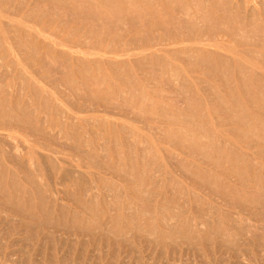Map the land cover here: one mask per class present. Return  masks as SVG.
<instances>
[{
    "label": "rangeland",
    "instance_id": "rangeland-1",
    "mask_svg": "<svg viewBox=\"0 0 264 264\" xmlns=\"http://www.w3.org/2000/svg\"><path fill=\"white\" fill-rule=\"evenodd\" d=\"M55 1L25 0L23 4V0H0V264H264V129L260 126L264 122V17H256V21L250 17L252 2L240 6L222 0H209V4L207 0H79L80 4L78 0ZM177 1L183 6L174 4ZM99 15L107 19L94 18ZM197 17L202 20L195 25L192 21ZM88 18L95 21L91 23ZM203 19H211L206 22L208 27ZM112 20L119 21L111 23ZM137 22L140 27L134 26ZM7 23H11L8 30ZM184 23L186 29L181 27ZM256 25L260 26L258 30ZM191 27L195 29L189 30ZM189 31L196 34L189 35ZM237 31L245 34L235 36ZM201 34L206 40L199 39ZM220 55L225 57L220 59ZM215 58L218 62H214ZM222 61L227 64H219ZM241 62L258 77L248 79L240 74ZM228 79L235 83L231 85ZM233 90L236 93H230ZM242 110L249 114L247 122L255 124L249 128L251 132L248 130L250 136L247 131H239L241 127L247 130V123L233 121L231 116ZM178 113L192 115L195 120L180 118ZM198 118L200 125L206 123L205 127L198 124ZM177 135L181 137L178 140L174 138ZM198 135H204L203 140ZM96 161L105 167L100 168ZM134 175L139 177L130 180ZM137 185L146 187V191ZM127 210H132L135 217ZM41 220L50 224H41ZM168 220L176 223L169 225ZM186 222L192 229L184 227ZM151 227L159 229V234L155 235ZM166 233L173 234L168 237Z\"/></svg>",
    "mask_w": 264,
    "mask_h": 264
},
{
    "label": "bare ground",
    "instance_id": "bare-ground-1",
    "mask_svg": "<svg viewBox=\"0 0 264 264\" xmlns=\"http://www.w3.org/2000/svg\"><path fill=\"white\" fill-rule=\"evenodd\" d=\"M15 1H16V0H15ZM27 1H28V0H27ZM35 1H38V0H35ZM49 1H50V0H49ZM51 1H52V0H51ZM56 1H57V0H56ZM56 1H55V2H56ZM60 1H62V0H60ZM65 1H66V0H65ZM75 1H76V0H75ZM78 1H79V0H78ZM87 1L94 2V0H93V1H91V0H87ZM105 1H106V0H105ZM140 1H143V0H140ZM144 1H145V0H144ZM147 1H148V3H149V0H147ZM152 1L154 2V0H152ZM155 1H156V0H155ZM157 1H158V0H157ZM157 1H156V2H157ZM169 1H170V0H169ZM169 1L167 0V2H169ZM172 1H174V0H172ZM172 1L170 2L171 4H172ZM180 1H181V0H180ZM180 1H177L176 3L174 2V4H177V3L180 4V3H179ZM184 1H185V0H184ZM186 1H187V0H186ZM190 1H191V0H190ZM193 1H195V0H193ZM201 1H202V0H201ZM203 1H204V0H203ZM203 1H202V2H203ZM205 1H206V0H205ZM208 1H209V0H207L206 2H208ZM215 1H216V0H215ZM222 1H227V2H229V3H231V4L234 3V4H236V5H238V4L240 3V6H241V4H243V5L245 6L246 4L248 5L249 2H252V5H253V7H252V9H251L252 12H250V13H252V15H250V17H252V16H253L252 18H254V17H255V18H256V17H259L258 19H260V17H262V16L264 17V0H222ZM23 2H24V3H23ZM23 2H22V3L25 4V0H23ZM31 2H32V1H31ZM31 2H28V4L31 3ZM44 2H45V0H44ZM46 2H47V1H46ZM53 2H54V1H53ZM53 2H52V3H53ZM76 2H77V1H76ZM90 2H89V5H91ZM110 2H111V1H110ZM150 2H151V1H150ZM153 2H152V3H153ZM199 2H200V0L197 1V3H199ZM202 2H201V3H202ZM217 2H218V1H217ZM217 2H216V3H217ZM32 3H33V2H32ZM32 3H31V4H32ZM57 3H58V2H57ZM59 3H62V2H59ZM70 3H71V2H70ZM70 3H68V4H70ZM80 3H81V2L79 1V4H80ZM83 3H85V2H83ZM94 3H95V2H94ZM104 3H105V2H104ZM104 3H103V4H104ZM136 3H137V2H136ZM145 3H146V2H145ZM160 3H161V2H160ZM182 3H184V2H182ZM187 3H188V2H187ZM187 3H185V7H186V4H187ZM194 3H195V2H194ZM201 3H200V5H201ZM211 3H212V2H211ZM223 3H224V2H223ZM79 4H78V5H79ZM99 4H100V2H99ZM128 4H129V3H128ZM153 4H154V3H153ZM168 4H169V3H168ZM171 4H170V5H171ZM174 4H173V6L171 5L172 8L174 7ZM178 4H177V5H178ZM189 4H191V3H189ZM202 4H203V3H202ZM204 4H207V3H204ZM208 4H209V2H208ZM20 5H22V4L20 3ZM83 5L85 6V4H83ZM86 5H87V4H86ZM96 5H97V4H95V6H96ZM110 5H113L112 2H111ZM130 5H131V4H130ZM135 5H136V4H135ZM145 5H146V4H145ZM147 5H148V4H147ZM155 5H156V3H155ZM155 5H153V7H154ZM159 5H160V4H159ZM161 5H162V4H161ZM161 5H160V6H161ZM180 5H181V4H180ZM191 5H193V3H192ZM195 5L198 6L197 4H195ZM195 5H194V6H195ZM247 5H246V6H247ZM62 6H63V5H62ZM65 6H67V5L65 4ZM68 6H69V5H68ZM73 6H74V5H73ZM76 6H77V4H76ZM87 6H88V5H87ZM91 6H92V5H91ZM137 6H138V5H137ZM151 6H152V5H151ZM151 6H148V7L151 8ZM157 6H158V4H157ZM181 6H183V5H181ZM208 6H209V5H208ZM212 6H213V4H212ZM216 6H217V4H216ZM222 6H223V5H222ZM82 7H83V6H82ZM89 7H90V6H89ZM89 7H88V8H89ZM92 7H93V6H92ZM92 7H91V8H92ZM102 7H104V5H103ZM148 7H147L146 9H148ZM177 7H178V6H177ZM179 7H180V6H179ZM187 7H188V6H187ZM202 7H203V6H202ZM204 7H205V6H204ZM206 7H207V6H206ZM235 7H236V6H234V8H235ZM242 7H243V6H242ZM71 8H72V7H71ZM83 8H84V7H83ZM86 8H87V7H86ZM108 8H109V6H108ZM124 8H125V7H123V9H124ZM132 8L134 9V7H132ZM157 8H158V7H157ZM161 8H162V7H161ZM174 8L176 9V5H175ZM183 8H184V7H183ZM183 8H180V9H183ZM189 8H190V11H191V10H192V9H191V6H190ZM192 8H194V7H192ZM199 8H200V7H199ZM199 8H197V10H198ZM208 8H209V7H208ZM208 8H207V9H208ZM220 8H221V6H220ZM232 8H233V7H232ZM236 8H237V7H236ZM35 9H36V8H35ZM80 9H82V8H80ZM92 9H93V8H92ZM97 9H98V7H97ZM97 9H96V11H97ZM105 9H106V8H105ZM109 9H112V8L110 7ZM126 9H127V7H126ZM184 9H185V8H184ZM201 9H202V8H201ZM205 9H206V8H205ZM205 9L203 8L202 10H205ZM230 9H231V7H230ZM243 9H244V8H243ZM243 9H242V10H243ZM245 9H246V7H245ZM8 10H9V9H8ZM24 10H25V9H24ZM26 10H27V9H26ZM33 10H34V8H33ZM82 10H83V9H82ZM89 10H90V9H89ZM113 10H115V9L113 8ZM127 10H129V9H127ZM155 10L157 11L156 8H155ZM158 10H159V9H158ZM160 10H162V9H160ZM185 10H186L187 12H189V9H185ZM219 10H221V9H219ZM236 10L238 11V9H236ZM236 10H235V11H236ZM13 11H14V10H13ZM13 11H12V12H13ZM15 11H16V10H15ZM27 11H28V10H27ZM36 11H37V10H36ZM46 11H47V10H46ZM78 11H80V10H78ZM91 11H92V10H91ZM121 11H122V9H121ZM133 11L135 12V10H133ZM145 11H146V10H145ZM147 11H148V13L150 12L149 10H147ZM164 11H165V9H164ZM164 11H163V12H164ZM172 11H173V9H172ZM177 11H178V10H177ZM183 11H184V10H182V12H183ZM186 11H185V12H186ZM205 11H206V10H205ZM214 11H216V9H215ZM235 11H234V12H235ZM243 11H244V10H243ZM247 11H248V10H247ZM12 12H11V14H13V13L15 14V12H13V13H12ZM25 12H26V11H25ZM30 12H31V11H30ZM39 12H40V11H39ZM39 12H38V13H39ZM41 12H42V11H41ZM73 12H74V11H71L72 14H73ZM76 12H77V11H76ZM84 12H85V11H84ZM88 12H89V11H88ZM93 12H95V10H94ZM106 12H107V11H105V13H106ZM110 12H111V11H110ZM113 12H114V11H113ZM125 12H126V11H125ZM125 12H122V13H125ZM136 12H137V11H136ZM151 12H152V11H151ZM185 12H184V13H185ZM194 12H195V11H193V14H194ZM196 12H197V11H196ZM208 12H209V9H208ZM222 12H223V9H222ZM222 12H221V13H222ZM226 12H227V11H226ZM238 12H239V11H238ZM238 12H237V13H238ZM245 12H246V11H245ZM248 12H249V11H248ZM26 13H27V12H26ZM33 13H34V12H33ZM36 13H37V12H36ZM42 13H43V12H42ZM77 13H78V12H77ZM91 13H92V12H91ZM91 13H89V14L91 15ZM98 13H100V12H98ZM98 13H97V14H98ZM111 13H112V12H111ZM117 13L120 14V12H117ZM122 13H121V14H122ZM128 13H129V12H127L126 14H124V15H125V16H124L125 18L127 17V14H128ZM140 13H141V12H140ZM146 13H147V12H146ZM154 13H155V11H154ZM200 13H201V11H200ZM209 13H210V12H209ZM239 13H240V12H239ZM241 13H242V12H241ZM241 13H240V14H241ZM8 14H9V13H8ZM11 14H10V15H11ZM27 14H28V13H27ZM39 14H40V13H39ZM95 14H96V13H95ZM100 14H101V13H100ZM113 14H116V13L114 12ZM121 14H120V15H121ZM143 14H145V12H144ZM149 14H150V13H149ZM162 14H163V13H162ZM178 14H179V13H178ZM178 14H177V15H178ZM204 14H205V13H204ZM204 14H202V15H204ZM211 14H212V12H211ZM216 14H217V13H216ZM43 15H44V13H43ZM45 15H46V13H45ZM79 15H80V14H79ZM92 15H93V14H92ZM106 15H107V13H106ZM106 15H105V18H104V19H102V16H101V15H99V16H95L94 18L99 17L100 20L102 19V21H104L105 19H107V18H106V17H107ZM109 15H110V14H109ZM111 15H112V14H111ZM116 15H117V14H116ZM116 15H115V16H116ZM128 15H129V14H128ZM139 15H141V14H139ZM145 15H146V14H145ZM155 15H156V14H155ZM165 15H168V14H164V15H162V16L165 17ZM190 15H191V14H190ZM218 15H219V13H218ZM29 16H34V15H29ZM83 16H84V15H83ZM85 16H87V15L85 14ZM147 16H148V14H147ZM171 16H172V15H171ZM171 16H170V19H171V18L173 19V17H171ZM175 16H176V15H175ZM191 16H192V15H191ZM193 16H195V15H193ZM206 16H207V15L205 14V17H206ZM230 16H231V15H230ZM230 16L228 17V12H227V17H228V19L231 18ZM232 16H233V15H232ZM9 17H10V16H9ZM21 17H22V16H21ZM40 17H41V16H40ZM111 17H112V16H111ZM111 17L109 16V19H110ZM113 17H114V16H113ZM121 17H122V16H121ZM124 17H123V18H124ZM135 17H136V16H135ZM142 17H143V16H142ZM148 17H149V16H148ZM148 17H147V18H148ZM151 17H152V16H151ZM156 17H157V16H156ZM164 17H163V19H164ZM176 17H177V16H176ZM185 17H186V16H185ZM188 17H189V13H188ZM198 17H200V16H198ZM198 17H197V18H194V20L192 21V22L195 23V25H196V24H200L199 21L202 20V19H200V18H202V17H200V18H198ZM205 17H203V18H205ZM213 17H214V16H213ZM250 17H249V18H250ZM22 18H23V17H22ZM89 18H91V17H89ZM89 18H88V19H89ZM117 18H118V17H117ZM117 18H116V19H117ZM131 18H132V16H131ZM147 18H146V19H147ZM154 18H155V17H154ZM166 18L168 19L169 17L166 16ZM174 18H175V17H174ZM177 18H178V17H177ZM177 18H176V19H177ZM206 18L209 19L208 16H207ZM216 18L218 19V17H216ZM216 18H215V20H216ZM235 18H236V17H235ZM10 19H11V18H10ZM24 19H25V18H24ZM29 19H30V18H29ZM91 19H92V18H91ZM91 19H89L90 22L92 21ZM111 19H112V18H111ZM118 19H119V18H118ZM127 19H128V18H127ZM127 19H126V20H127ZM133 19H134V18H133ZM148 19H151V18L149 17ZM155 19H156V18H155ZM160 19H161V18H160ZM176 19H174V20H176ZM181 19H182V18H181ZM191 19H192V18H191ZM211 19H212V18H211ZM211 19H210L209 21H211ZM244 19H245V18H244ZM4 20H5V17H4ZM4 20H3V21H4ZM7 20H8V19H7ZM11 20H12V19H11ZM30 20H31V19H30ZM30 20H29V21H30ZM113 20H114V19H113ZM113 20L110 21V22L113 23V22H114ZM119 20H120V19H119ZM119 20H118V21H119ZM126 20L124 19V21H126ZM152 20H153V19H151V21H152ZM178 20H179V19H178ZM186 20H187V18H186ZM232 20H234V19H232ZM251 20H252V19H251ZM254 20L256 21L257 18L254 19ZM254 20H253V22H255ZM262 20H263V19H262ZM94 21H95V20H93L92 22H94ZM116 21H117V20H116ZM116 21H115V22H116ZM118 21H117V23H118ZM127 21H129V19H128ZM133 21H134L133 23L136 24L135 19H134ZM136 21H139V19L136 20ZM143 21H144V20H143ZM143 21H140V22H143ZM146 21H147V20H146ZM149 21H150V20H149ZM156 21H157V20H156ZM168 21H169V19H168ZM171 21H173V20H171ZM184 21H185V18H184ZM203 21H204V24H206V22H209L208 20L205 21L204 19H203ZM235 21H236V20H235ZM244 21H245V20H244ZM25 22H26V21H25ZM92 22H91V23H92ZM96 22H97V21H96ZM115 22H114V23H115ZM122 22H123V21H122ZM122 22H121V23H122ZM157 22H158V21H157ZM160 22H161V20H160ZM160 22H159L158 24H157V23H155V24L160 25ZM177 22H178V21H177ZM186 22H189V21H186ZM192 22L190 23L191 25H192ZM222 22H223V21H222ZM121 23H119L118 26H119ZM137 23H138V22H137ZM145 23H147V22H145ZM153 23H154V22H153ZM161 23H162V22H161ZM168 23H169V22H168ZM181 23H182V22H181ZM201 23H202V22H201ZM234 23L236 24V22H234ZM238 23H239V21H238ZM10 24H11V23H10ZM10 24H9V25H8V23L6 24V27H5V28H6L7 30H8L7 26H9V28H10ZM124 24H125V23H123L122 25H124ZM135 24H134V26H139V23H138V25H135ZM148 24H150V23H148ZM162 24H163V23H162ZM202 24H203V23H202ZM213 24H215V23H212V25H213ZM218 24H219V23H218ZM231 24H232V23H231V20H230V25H231ZM12 25H13V24H12ZM180 25H181V24H180ZM186 25H188V23H187ZM191 25H190V26H191ZM206 25H207V24H206ZM209 25H210V24H209ZM212 25H210V26H212ZM215 25H216V24H215ZM230 25H229L227 28H230ZM238 25H239V24H238ZM242 25H243V24H242ZM247 25H248V24H247ZM2 26H3V25H2ZM2 26H1V28H2ZM15 26H16V25H15ZM114 26H116V24H115ZM125 26H126V25H125ZM132 26H133V25H132ZM134 26H133V27H134ZM144 26H145V25H144ZM183 26H185V23H184V25L182 24L181 27H183ZM190 26H189V27H190ZM220 26H221V25H220ZM231 26H234V24H232ZM121 27H123V26H121ZM129 27H130V26H129ZM139 27H140V26H139ZM139 27H138V29H139ZM203 27H205V28L207 29L208 25H207V27H206V26H203ZM239 27H241V26H239ZM242 27H244V25H243ZM88 28H89V27H88ZM114 28H117V26L114 27ZM123 28H124V27H123ZM136 28H137V27H136ZM192 28H193V27H191L190 29L188 28V29H189V30H192ZM209 28H210V27H209ZM214 28H216V27H214ZM214 28H213V30H214ZM249 28L252 29L251 25H250ZM254 28H255V30H258V29L260 28V26H259V25H256V27H254ZM121 29H122V28H121ZM140 29H141V28H140ZM142 29H143V27H142ZM176 29H177V28H176ZM181 29H183V28H181ZM184 29H186V26H185ZM193 29H195V28H193ZM197 29H199L198 26H197ZM201 29H202V28H201ZM206 29H205V30H206ZM210 29H212V28H210ZM216 29H217V28H216ZM222 29H223V28H222ZM222 29H221V31H222V33H224L225 31H224V29H223V30H222ZM225 29H226V28H225ZM231 29H232V28H230V30H231ZM238 29H240V28H238ZM262 29L264 30V28H262ZM262 29H261V30H262ZM118 30H119V29H118ZM178 30H179V28H178ZM202 30H204V29H202ZM205 30H204V31H205ZM213 30H212V31H213ZM219 30H220V29H219ZM240 30H241V29H240ZM4 31H5V30H4ZM82 31H83V30H82ZM94 31H95V30H94ZM111 31H113V29H111ZM121 31H122V30H121ZM186 31H187V30H186ZM198 31H199V30H198ZM198 31H196V32H197L196 40H198L197 36H199ZM209 31H210V30H209ZM214 31L216 32V30H214ZM223 31H224V32H223ZM227 31H228V30H226V32H227ZM243 31H245V30H243ZM243 31H242V32H243ZM259 31H260V30H259ZM259 31H258V32H259ZM6 32H8V31H6ZM92 32H93V31H92ZM105 32H106V31H105ZM189 32H190V31H189ZM189 32H187V33H189ZM191 32H192V33H193V32L195 33V31H191ZM191 32L189 33V35L192 34ZM200 32L202 33L203 31H200ZM210 32H211V31H210ZM251 32H252V31H250V33H251ZM254 32H256V31H254ZM262 32H263V31H262ZM184 33H185V32H184ZM187 33H185V34H187ZM203 33H204V34H205V33L207 34L208 32L205 31V32H203ZM213 33H214V32H213ZM228 33H229V32H228ZM232 33H233V32H232ZM239 33H241V31H240V32L237 31V33H235L234 35H235V36H238ZM243 33H244V32H243ZM243 33H241V34H243ZM182 34H183V33H182ZM185 34H184V35H185ZM195 34H196V33H195ZM241 34H240V36H243V35H241ZM244 34H245V33H244ZM247 34H248V33H247ZM254 34H255V36H256L257 33H254ZM258 34H260V32H259ZM207 35H208V34H207ZM207 35H206V36H207ZM215 35H216V34H215ZM215 35H214V36H215ZM229 35H230V33H229ZM186 36H187V35H186ZM204 36H205V35H204ZM212 36H213V35H212ZM212 36H211V33H210V37H212ZM231 36H233V35H231ZM240 36H239V37H240ZM250 36H251V35H250ZM178 37H179V36H178ZM193 37H194V36H193ZM201 37H202V34H201V36H200V38H199V39L202 40L204 37H203V38H201ZM208 37H209V35H208ZM215 37H216V36H215ZM215 37H214V38H215ZM233 37H234V36H233ZM233 37H232V38H233ZM243 37H245V36H243ZM243 37H242V38H243ZM247 37H249V35H248ZM167 38H171V37H167ZM205 38H206V37H205ZM205 38H204V39H205ZM212 38H213V37H212ZM212 38H211V39H212ZM234 38H236V37H234ZM234 38H233V39H234ZM245 38H246V37H245ZM134 39H135V38H134ZM137 39H138V38H137ZM189 39H190V38H189ZM189 39H187V40H189ZM193 39H194V38H192L191 40H192L193 42H195L196 40L194 41ZM207 39H208V38H207ZM247 39H248V38H247ZM139 40H140V39H139ZM187 40H186V41H187ZM191 40H190V41H191ZM205 40H206V39H205ZM205 40H203V42H204ZM213 40H214V39H213ZM235 40H236V39H235ZM239 40H240V39H239ZM239 40H238V41H239ZM248 40H250V39H248ZM252 40H253V39H252ZM254 40H255V39H254ZM80 41H81V39H80ZM80 41L78 40V42H80ZM171 41H172V40H171ZM175 41H176V40H175ZM210 41H211V40H210ZM214 41H215V40H214ZM110 42H111V41H110ZM110 42H109V43H110ZM134 42H135V41H134ZM137 42H138V41H137ZM137 42H136V43H137ZM139 42H141V41H139ZM147 42L149 43V41H147ZM147 42H146V43H147ZM157 42H158V41H157ZM184 42H185V41H184ZM193 42H191V43H193ZM196 42H197V41H196ZM203 42H202V43H203ZM206 42H207V41H206ZM242 42H243V41H241V45H243V44L246 45V44L244 43L245 41L243 42V44H242ZM258 42H260V41H258ZM142 43H144V42H142ZM148 43H147V44H148ZM151 43H152V41H151ZM164 43H165V41H164ZM168 43H169V41H168ZM198 43H199V42H198ZM253 43H254V42H253ZM253 43H252V44H253ZM263 43H264V42H263ZM81 44H82V43H81ZM81 44H80V45H81ZM153 44H155V43H153ZM153 44H152V45H153ZM183 44H184V43H183ZM204 44H205V43H204ZM239 44H240V42H239ZM80 45H79V46H80ZM148 45H149V44H148ZM158 45H159V44H158ZM202 45H203V44H201V46H202ZM249 45H250V44H249ZM257 45H258V47H261V46H259V44H257ZM138 46H139V44H138ZM185 46H186V45H185ZM204 46H205V45H204ZM139 47H140V46H139ZM139 47H138V49H139ZM186 47H187V46H186ZM191 47H192V46H191ZM210 47H211V46H210ZM192 48H193V47H192ZM152 49H155V48H152ZM184 49H185V48H184ZM187 49H189V48H187ZM187 49H185V50H187ZM199 49H200V48H199ZM199 49H198V50H199ZM155 50H156V49H155ZM155 50H154V51H155ZM157 50H159V49H157ZM157 50H156V51H157ZM191 50H192V49H191ZM195 50L197 51V49H195ZM195 50H194V51H195ZM207 50H208V49H207ZM259 50H260V49H259ZM174 52H175V51H174ZM189 52H190V51H189ZM185 53H186V52H185ZM192 53H193V51H192ZM201 53H202V52H201ZM201 53H200V55H201L200 58L202 57V54H201ZM249 53H250V52H249ZM249 53H247V54H249ZM256 53H257V52H256ZM189 54H191V52H190ZM193 54H195V53H193ZM193 54H192V55H193ZM207 54L209 55V53H207ZM217 54H218V53H217ZM222 54H223V53H222ZM258 54H259V51H258ZM156 55H157V54H155V56H156ZM259 55H260V54H259ZM195 56H196V55H195ZM209 56H211V55H209ZM220 56H221V55H220ZM233 56H234V55H233ZM260 56H261V55H260ZM76 57H78V56H76ZM139 57H140V56H139ZM149 57H150V55H149ZM191 57H192V56H191ZM193 57H194V56H193ZM204 57H205V55H204ZM206 57H207V56H206ZM206 57H205V58H206ZM222 57H225V56H221L220 59H221ZM195 58H196V57H195ZM195 58H194V59H195ZM208 58H211V57H208ZM208 58H207V60H206L207 62H208ZM212 58H213V57H212ZM212 58H211V59H212ZM227 58H229V57L227 56ZM227 58H226V59L223 58V59H225L226 62H227ZM234 58H235V57H234ZM133 59H134V58H133ZM135 59H136V58H135ZM196 59H197V60H195V61H196V63H197V61L200 60V59H198V58H196ZM218 59H219V58H218ZM223 59H222V60H223ZM259 59H260V57L256 58V60H258V61H259ZM262 59H263V58H262ZM145 60H146V59H144L143 61H145ZM149 60H150V59H149ZM212 60H213V59H212ZM228 60H229V59H228ZM250 60H251V59H250ZM250 60H249V62H250ZM253 60H254V62H256L255 58H254ZM111 61H112V60H111ZM135 61H138V60H135ZM146 61H147V60H146ZM209 61L211 62V60H209ZM215 61H217L216 58L214 59V62H215ZM229 61H230V60H229ZM237 61H238V60H236V62H237ZM108 62H110V60H109ZM198 62H199V61H198ZM207 62H206V64H207ZM210 62H209V65H211V63H212V62H211V63H210ZM217 62H218V61H217ZM223 62H224V64L226 63L225 61H222V62H220L219 64H221V63H223ZM238 62H239V61H238ZM259 62H260V61H259ZM261 62H264V61L261 60ZM227 63L229 64L230 62H227ZM227 63H226V64H227ZM206 64H205V65H206ZM213 64H214V63H213ZM215 64H216V63H215ZM226 64H225V65H226ZM235 64H236V63H235ZM237 64H238V63H237ZM246 64H247V63H246ZM252 64H253V63H252ZM263 64H264V63H263ZM216 65H217V64H216ZM216 65H214V66H216ZM221 65H222V64H221ZM225 65H224V67H225ZM253 65H254V64H253ZM255 65H257V64H255ZM261 65H262V63H261ZM217 66L219 67V65H217ZM231 66H232V65H231ZM231 66H227V67H230V68H231ZM232 67H234V66H232ZM262 67H264V66H262ZM231 69H234V68H231ZM250 69H251V68H250ZM250 69H249L247 66H245L244 64H242V62L239 63L238 70H239V73H240V74L246 76L248 79H249V78H253V76H254V77H258L257 74H255V72L253 73ZM252 69H253V68H252ZM212 70H213V69H212ZM218 70H219V72H221L220 69H218ZM218 70H217V71H218ZM210 71H211V70H210ZM217 71H216V73H218ZM229 71H230V70H229ZM254 71H255V70H254ZM213 72H214V70H213ZM256 72H257V71H256ZM216 73H215V77H216V75H217ZM232 73H233V71H232ZM235 73H236V72H235ZM239 73H237V75H238ZM261 73L263 74V72H261ZM88 74H89V73H88ZM209 74H211V73L209 72ZM220 74H221V73H220ZM222 74H223V73H222ZM225 74H226V73H225ZM89 75H90V74H89ZM89 75H87V76H89ZM211 75H213V73H212ZM211 75H210V76H211ZM230 75H231V74H230ZM232 75H233V74H232ZM225 76H226V78H227V77H228V74H226ZM225 76H224V77H225ZM235 76H236V75H235ZM217 77H218V76H217ZM230 78H231V77H230ZM232 78H234V76H233ZM232 78H231V79H232ZM238 78H239V75H238ZM238 78H237V79H238ZM260 78H261V77H260ZM26 79H27V78H26ZM217 79H218V78H217ZM224 79H225V78H224ZM231 79H228V80L230 81V83H232V82H231ZM261 80H262V79H260V80L258 79V81H261ZM239 81H241V80H239ZM258 81H257V83H259ZM227 82H228V81H226V83H227ZM255 82H256V81H255ZM222 83H223V82H222ZM234 83H235V80H234ZM234 83H232L231 85H233ZM238 83H239V82H238ZM261 83H264V81L262 80ZM22 84H23V83H22ZM223 84H224V83H223ZM259 84H260V83H259ZM241 85H242V84H241ZM260 85H261V84H260ZM229 86H230V84H229ZM237 86L239 87V84H237ZM262 86H263L262 88H264V85H262ZM240 87H241V86H240ZM251 87H252V86H251ZM10 88H11V87H10ZM83 88H84V87H83ZM228 88H230V87H228ZM259 88H260V86H259ZM259 88H258V89H259ZM230 89H231V88H230ZM238 89H240V88H238ZM10 90H12V88H11ZM10 90H9V91H10ZM217 90H218V89H217ZM242 90H243V89L241 88V90H239V91H242ZM244 90H245V89H244ZM259 90H260V89H259ZM259 90H257V91L259 92ZM210 91H211V93H213L212 91H214V90H209V92H210ZM215 91H216V90H215ZM219 91H220V90H219ZM223 91H224V90H223ZM10 92H11V91H10ZM22 92H23V91H22ZM118 92H119V91H118ZM221 92H222V91H221ZM224 92H225V91H224ZM234 92L236 93V91H234V90H233V92H230V93H234ZM237 92H238V91H237ZM258 92H257V93H258ZM38 93H40V92H38ZM214 93H215V92H214ZM214 93H213V94H214ZM222 93H223V92H222ZM241 93H243V92H241ZM244 93H245V92H244ZM263 93H264V92H263ZM114 94H116V93H114ZM218 94H219V93H218ZM261 94H262V93H261ZM36 95H37V94H36ZM123 95H125V93H123ZM144 95H147V94H144ZM215 95H216V94H215ZM220 95H221V94H220ZM230 95H231V94H230ZM237 95H238V94H237ZM241 95H242V94H240V96H241ZM246 95H247V93L245 94V97H246ZM259 95H260V93H259ZM263 95H264V94H262V96H263ZM114 96H115V95H114ZM216 96H217V95H216ZM216 96H215V97H216ZM257 96H258V94H257ZM260 96H261V95H260ZM143 97H145V96H143ZM238 97H239V96H238ZM140 98H141V96H140ZM236 98H237V96H236ZM263 98H264V96H263ZM110 99H111V98H110ZM141 99L143 100L144 98H141ZM147 99H148V98H147ZM151 99H152V98H151ZM190 99H191V98H190ZM217 99H218V98H217ZM217 99H216V100H217ZM225 99H226V98H225ZM231 99H232V100H231V101H232L231 104H233V100H234V98H231ZM258 99H259V98H258ZM260 99H261V97H260ZM111 100H112V99H111ZM111 100H110V101H111ZM121 100H122V99H121ZM121 100H120V102H121ZM124 100H125V99H124ZM126 100H128V99H126ZM244 100H245V99H244ZM145 101H146V99L144 100V102H145ZM152 101H153V100H152ZM218 101H220V100L218 99ZM231 101H230V102H231ZM238 101H239V100H238ZM247 101H248V100H247ZM249 101H250V100H249ZM253 101H255V100L253 99ZM261 101H263V99H262ZM261 101H260V102H261ZM124 102H125V101H124ZM220 102H221V101H220ZM227 102H229V101H227ZM236 102H237V101H236ZM257 102L259 103V101H257ZM263 102H264V101H263ZM112 103H113V102H112ZM125 103H126V102H125ZM149 103H150V102H149ZM152 103H153V102H152ZM162 103H163V102H162ZM110 104H111V103H109V105H110ZM114 104H115V103H114ZM116 104H117V103H116ZM120 104H121V103H120ZM153 104H154V103H153ZM163 104H164V103H163ZM254 104H255V103H254ZM111 105H112V104H111ZM151 105H152V104H151ZM154 105H155V104H154ZM160 105H161V104H160ZM222 105H224V104L222 103ZM234 105H235V104H234ZM236 105H237V104H236ZM255 105L257 106L258 104L256 103ZM259 105H260V104H259ZM145 106H146V105H145ZM145 106H144V107H145ZM152 106H153V105H152ZM163 106H164V105H163ZM260 106L263 107L262 104H261ZM236 107H237V106H236ZM258 107H259V106H258ZM1 108H2V107H1ZM162 108H163V107H162ZM166 108H167V106H166ZM221 108H222V106L220 107V109H221ZM223 108H224V107H223ZM253 108H254V107H253ZM160 109H161V108H160ZM168 109H169V108H168ZM226 109H227V107H226ZM226 109H225V110H226ZM230 109H231V107H229V110H230ZM261 109H262V108H261ZM261 109H260V110H261ZM6 110L8 111V109H6ZM6 110H5V111H6ZM161 110H162V109H161ZM217 110H218V109H217ZM232 110H233V109H232ZM254 110H255V108H254ZM257 110H258V109H257ZM257 110H256V111H257ZM260 110H259V111H260ZM167 111H168V110H167ZM220 111H221V110H220ZM226 111L228 112V110H226ZM237 111H238V110H237ZM259 111H258V112H259ZM263 111H264V110H263ZM155 112H156V111H155ZM179 112H180V111H179ZM258 112H257V113H258ZM66 113H67V112H66ZM160 113H162V111H161ZM259 113H260V112H259ZM259 113H258V114H259ZM4 114H5V113H4ZM7 114H8V113H7ZM163 114H164V113H163ZM178 114H179V113H178ZM181 114H182V113H180L179 115H181ZM190 114H191V112H190ZM224 114H225V112H224ZM227 114H228V113H227ZM227 114H226V115H227ZM13 115H14V114H12V116H13ZM24 115H26V113H25ZM67 115H69V114L67 113ZM175 115H176V114H175ZM228 115H229V114H228ZM228 115H227V117H231V116L233 117V116H234L233 121H237V119H239V120H241V121H244V123H247V125L249 126V127L247 128V130H246V129H243V130H244V131H243V130H242V127H241V130L239 129V131L242 132V134H243V132H244V134H246V133H245L246 131H247V133H248V130H250L249 128L251 127V125H255V124H252V123H251V120H250V123L247 122V118L249 117V114L245 113L243 110H242L241 112H236V111H234V114H233V115H231V116H228ZM263 115H264V113H263ZM17 116H19V115H17ZM172 116L174 117V113H172ZM172 116L170 115L171 118H172ZM182 116L184 117V115H181L180 118H181ZM188 116H190V117H189L188 119H186ZM188 116H185L186 118L184 117L185 120H191V121H194V120H195V118H194V120L191 119V117L193 118L194 116H192V115H188ZM260 116H262V113H261ZM9 117H10V116H9ZM19 117H20V116H19ZM66 117H67V116H66ZM71 117H72V116H71ZM176 117L178 118L179 116L176 115ZM225 117H226V116H225ZM235 117H236V119H235ZM251 117L255 119V117H253L252 115H251ZM263 117H264V116H263ZM213 118H214V117H213ZM73 119H74V117H73ZM175 119H176V118H175ZM182 119H183V118H182ZM248 119H249V118H248ZM68 120H69V119H68ZM183 120H184V119H183ZM200 120H203V119L200 118ZM212 120H213V119H212ZM245 120H246V121H245ZM10 121H11V120H10ZM69 121H70V120H69ZM95 121H96V120H95ZM191 121H190V123H189L188 121H184V122H186V123L188 122L187 125H189V124H192ZM227 121H228V120H227ZM233 121H232V122H233ZM259 121H260V120H259ZM259 121H258V122H259ZM97 122H98V121H97ZM175 122H176V121H175ZM203 122H204V121H203ZM237 122H238V121H237ZM253 122H254V121H253ZM255 122H256V121H255ZM258 122H257V123H258ZM28 123H29V122H28ZM199 123H201V122H199V118H198V124H199ZM238 123H239V122H238ZM263 123H264V122H262V124H263ZM193 124H197V122H196V123L193 122ZM204 124L206 125V123H204ZM204 124H202V125H204ZM242 124H243V123H242ZM242 124H241V125H242ZM262 124H261L260 126H262L263 129H264V126H263ZM199 125H200V124H199ZM202 125H200V126H202ZM205 125H204V127H205ZM245 125H246V124H245ZM245 125H244V126H245ZM247 125H246V127H247ZM256 125H257V124H256ZM242 126H243V125H242ZM244 126H243V127H244ZM260 126H259V128H260ZM202 127H203V126H202ZM262 127H261V128H262ZM206 128H207V127H206ZM244 128H245V127H244ZM253 128H254V127H253ZM198 129H199V131H200V129H202L201 132H203V128H200V127H199ZM234 129H235V128H234ZM181 130H182V129H180V131H181ZM205 130H206V129H205ZM205 130H204V132L207 133L208 129H207V131H205ZM236 130H238V129L236 128ZM236 130H234V131L236 132ZM256 130H257V129H256ZM256 130H255V131H256ZM239 131H237V132H239ZM257 131H258V130H257ZM259 131H260V132L262 131V133H263V130H259ZM184 132H185V131H184ZM208 132H209V131H208ZM250 132H251V130H250ZM250 132L248 133L249 136H250ZM253 132H254V131H253ZM173 133H175V132H173ZM185 133H186V132H185ZM255 133H256V132H255ZM255 133H254L253 135L257 136L256 134H258V132H257L256 134H255ZM186 134H187V133H186ZM202 134H203V133H202ZM202 134H200V135H202ZM242 134L240 133V135H242ZM248 134H247V136H248ZM260 134H261V133H260ZM174 135H175V134H174ZM187 135H189V133H188ZM251 135H252V134H251ZM262 135H263V134H262ZM203 136H204V135H203ZM203 136H199V135H198V137L202 138L201 140H203ZM209 136H210V135H209ZM242 136H243V135H242ZM245 136H246V135H245ZM245 136H244V137H245ZM260 136H261V135H260ZM175 137H176L177 140H178L179 138H181V137H178V135H177V136H174V138H175ZM198 137H197V138H198ZM210 137H211V136H210ZM172 138H173V137H172ZM190 138L193 139L192 136H191ZM194 138H195V136H194ZM200 138H199V139H200ZM207 138H208V137H207ZM246 138H247V137H246ZM250 138H251V137H250ZM216 139H217V138H216ZM247 139H248V138H247ZM196 140H197V139H196ZM209 140H210V139H209ZM249 140L251 141L252 139H249ZM259 140H260V139H259ZM263 140H264V139H263ZM179 141H180V140H179ZM183 141H184V140H183ZM190 141L192 142V140H190ZM198 141H199V140H198ZM226 141H227V139H226ZM228 141H229V140H228ZM228 141H227V142H228ZM174 142H175V141H174ZM214 142H215V141H214ZM177 143H178V142H177ZM208 143H209V141H208ZM212 143H213V142H212ZM223 143H224V142H223ZM179 144H180V143H179ZM185 144H186V143H185ZM193 144H195V143H193ZM197 144H198V143H197ZM201 144H203V143H201ZM227 144H229V142H228ZM230 144H231V143H230ZM204 145H205V144H204ZM204 145H203V146H204ZM209 145H210V144H209ZM209 145H208V146H209ZM224 145H225V144H224ZM196 146H197V148H198V145H196ZM230 146H232V145H230ZM151 147H152V146H151ZM227 147H228V146H227ZM188 148H189V147H188ZM201 148H202V146H201ZM192 149H193V148H192ZM11 151H12V150H11ZM77 151H78V150H77ZM81 152H82V151H81ZM197 152H198V151H197ZM199 152H200V151H199ZM203 152L205 153V151L202 150V153H203ZM207 153H208V152H206L205 154L208 155L209 153H208V154H207ZM12 154H13V153H12ZM200 154H201V153H200ZM78 155H79V154H78ZM98 155H99V154H98ZM105 155H106V154H105ZM105 155H104V156H105ZM106 156H107V155H106ZM209 156H210V154H209ZM95 157H97V155H96ZM82 158H83V157H82ZM104 158H105V157H104ZM84 159H85V158H84ZM84 159H83V160H84ZM88 159H89V158H88ZM237 159H238V158H237ZM91 160H92V159H91ZM55 161H56V160H55ZM65 161H66V160H65ZM89 161H90V160H89ZM235 161H236V160H235ZM67 162H68V161H67ZM72 162H73V161H72ZM94 162H95V161H94ZM75 163H76V162H75ZM91 163H92V161H91ZM91 163H90V164H91ZM96 163H100V164H98L99 166L101 165V162H97V161H96ZM96 163H94V165H95ZM87 164H88V163H87ZM92 164H93V163H92ZM92 164H91V165H92ZM98 165H96V166H98ZM104 165H105V164H104ZM104 165H103V166H100V168L105 167ZM158 165H160V164H158ZM34 166H35V165H34ZM79 166H80V165H79ZM86 166H87V165H86ZM113 166H114V165H113ZM93 167H95V166H93ZM132 167H133V166H131V168H132ZM159 167H160V166H159ZM159 167H157V168H159ZM98 168H99V167H98ZM109 168H110V167L107 168V166H106V169H109ZM112 168H113V167H112ZM131 168H130V169H131ZM163 168H164V167H163ZM27 169H28V168H27ZM113 169L116 171L115 168H113ZM159 169H160V168H159ZM109 170H110V169H109ZM156 170H157V169H156ZM115 171H114V172H115ZM129 171H130V170H129ZM131 171H132V170H131ZM131 171H130V174H131ZM198 171H199V170H198ZM108 172H109V171H108ZM126 172H127V171H126ZM126 172H125V174H126ZM157 172H158V171H157ZM199 172H201V171H199ZM122 173H123V170H122ZM158 173H159V172H158ZM206 173H207V172H206ZM120 174H121V172H120ZM127 174H128V173H127ZM76 175H78V174H76ZM123 175H124V174H123ZM128 175H129V174H128ZM131 175H132V174H131ZM166 175H167V174H166ZM200 175H201V174H200ZM134 176H135V175H134ZM170 176H171V175H170ZM202 176H203V175H202ZM210 176H211V175H210ZM127 177H128V176H127ZM129 177H130V175H129ZM132 177H133V175H132ZM137 177H139V176H135L134 178H131V179L129 178V179H130V180H133V179L135 180V179H137ZM153 177H154V176H153ZM165 177H166V176H165ZM200 177H201V176H200ZM200 177H199V178H200ZM166 178H167V177H166ZM168 178H169V177H168ZM2 180H3V179H2ZM2 180H0V182H1ZM125 180H126V179H125ZM163 180H165V178H164ZM166 180H167V179H166ZM200 180L202 181V179H200ZM219 181H221V180H219ZM244 181H245V180H244ZM2 182H3V181H2ZM156 182H157V181H156ZM156 182H154V183L158 185V183H156ZM161 182H162V181H161ZM161 182H159V184H160ZM165 182H167V181H165ZM202 182H204V181H202ZM92 183H93V182H92ZM162 183H163V182H162ZM162 183H161V184H162ZM1 184H2V183H1ZM15 184H16V183H15ZM124 184H125V183H124ZM165 184H166V183H164V185H165ZM173 184H174V183H173ZM2 185H3V184H2ZM141 185H142V184H141ZM141 185H137V186H140L139 189H141V188L143 187V188H144V191H146V189H145L146 187H144V186L141 187ZM153 185H154V184H153ZM92 186H93V185H92ZM121 186H122V185H121ZM134 186H135V185H134ZM134 186H133V187H134ZM154 186H155V185H154ZM0 187H2V186H0ZM95 187H96V186L94 185V188H95ZM123 187H125V185H123ZM130 187H131V186H130ZM130 187H128V188H130ZM133 187H132V188H133ZM159 187H160V185H159ZM159 187H157V188H159ZM92 188H93V187H92ZM96 188H97V187H96ZM134 188H135V187H134ZM162 188H163V186H162ZM162 188H161V189H162ZM165 188H166V187H165ZM2 189H3V188H2ZM16 189H17V188H16ZM88 189H89V188H88ZM124 189H125V188H124ZM147 189H148V188H147ZM0 190H1V188H0ZM42 190H43V189H42ZM86 190H87V189H86ZM125 190H126V189H125ZM137 190H138V189H136V191H137ZM157 190H158V189H157ZM16 191H18V190H16ZM88 191H89V190H88ZM86 192H87V191H86ZM90 192H91V191H90ZM92 192H93V191H92ZM126 192H127V191H126ZM137 192H138V191H137ZM155 192H156V191H155ZM161 192H162V191H161ZM22 193H23V192H22ZM94 193H95V192H94ZM97 193H98V192H97ZM139 193H140V192H139ZM91 194H92V193H91ZM98 194H99V193H98ZM126 194H127V193H126ZM157 194H158V193H157ZM3 195H4L3 197H5L6 194H3ZM158 195H159V194H158ZM158 195H157V196H158ZM161 195H163V193H161ZM89 196H91V195H89ZM218 196H219V195H218ZM41 198H43V197L41 196ZM97 198H98V195H97ZM6 199H7V198H6ZM92 199H93V198H92ZM94 199H95V198H94ZM117 199H118V198H117ZM133 199H134V198H133ZM148 199H149V198H148ZM95 200H96V199H95ZM89 201H90L89 204L91 205V200L89 199ZM93 201H94V200H93ZM121 201H122V200H121ZM160 201H161V200H160ZM252 201H253V200H252ZM16 202H17V201H16ZM84 202H85V201H84ZM115 202H116V201H115ZM184 202H185V201H184ZM246 202H247V201H246ZM253 202H254V201H253ZM8 203H9V202H8ZM14 203H15V202H14ZM87 203H88V202H87ZM93 203H94V202H93ZM254 203H256V202H254ZM258 203H259V202H258ZM16 204H17V203H16ZM89 204H86L87 206H85V207H89ZM94 204H97V203H94ZM249 204H252V203L249 202ZM17 205H18V204H17ZM17 205H16V206H17ZM83 205H84V204H83ZM92 205H93V204H92ZM92 205H91L90 207H92ZM109 205H110V204H109ZM157 205H158V204H157ZM16 206H13V207H16ZM18 206H19V205H18ZM110 206H112V205H110ZM122 206H123V205H122ZM19 207H20V206H19ZM112 207H113V206H112ZM119 207H120V206H119ZM130 208H132V207H130ZM157 208H158V207H157ZM162 208H163V207H162ZM26 209H27V208H26ZM92 209H93V208H92ZM121 209L123 210V208H121ZM136 209H137V208H136ZM163 209H164V208H163ZM165 209H166V208H165ZM165 209L162 210V211H166ZM46 210H47V209H45V211H46ZM112 210H114V209H111V211H112ZM117 210H118V209H117ZM119 210H120V209H119ZM155 210H156V209H155ZM160 210H161V209H160ZM24 211H25V209H24ZM47 211H48V210H47ZM47 211H46V212H47ZM100 211H101V210H100ZM124 211H125V210H124ZM128 211H129V213H130L132 210H127L126 212L128 213ZM170 211H171V209H170ZM174 211H175V210H174ZM93 212H94V211H93ZM135 212L138 213L137 211H135ZM47 213H48V212H47ZM47 213H46V214H47ZM111 213H112V212H111ZM142 213H143V212H142ZM159 213H160V212H159ZM161 213H162V212H161ZM167 213H168V210H167ZM178 213H179V212H178ZM97 214H98V213H97ZM99 214H100V212H99ZM99 214H98V216H99ZM114 214H115V213H114ZM121 214H122V212H121ZM131 214H132V212H131ZM134 214H135V213H134ZM143 214L145 215V214H147V213H143ZM148 214H149V211H148ZM148 214H147V215H148ZM156 214H157V212H156ZM156 214H155V215H156ZM214 214H215V213H214ZM21 215H23V213H21ZM132 215H133V214H132ZM132 215H131V216H132ZM181 215H182V214H181ZM181 215H180V216H181ZM30 216H31V215H30ZM98 216H95V217H98ZM101 216H102V214H101ZM133 216H134V215H133ZM139 216H140V215H139ZM164 216H165V215H164ZM178 216H179V215H178ZM182 216H183V215H182ZM186 216H187V215H186ZM46 217L48 218V217H50V216H46ZM46 217H45V218H46ZM110 217H111V216H110ZM120 217H121V219H122V216H120ZM134 217H135V216H134ZM157 217H158V216H157ZM175 217L177 218V216H175ZM175 217H174V218H175ZM32 218H33V216H32ZM45 218H44V219H45ZM50 218H51V217H50ZM99 218H100V217H99ZM123 218H124V216H123ZM163 218H164V217H163ZM178 218H179V217H178ZM48 219H49V218H48ZM73 219H75V217H74ZM118 219H119V218H118ZM132 219H134V218L132 217ZM135 219H136V218H135ZM168 219H169V218H168ZM170 219L172 220V218H170ZM170 219H169V220H170ZM180 219H181L180 221L183 220L182 218H180ZM186 219H187V218H186ZM95 220H96V219H95ZM100 220H101V219H100ZM116 220H117V219H116ZM122 220H123V219H122ZM155 220H156V218L154 219V222H155ZM165 220H166V219H165ZM169 220H168V221H169ZM43 221H44V220H41V224H42V223H45V224L48 223V222H46V221H44V222H43ZM47 221H48V220H47ZM49 221H51V220H49ZM60 221H62V220H60ZM72 221H73V220H72ZM117 221H118V220H117ZM119 221L121 222L120 219H119ZM126 221H127V220H125V222H126ZM173 221H174V220H173ZM173 221H169V222H168L169 225L171 224L170 222H173ZM175 221H176V220H175ZM201 221H202V220H201ZM246 221H247V220H246ZM62 222H63V221H62ZM66 222H68V221H66ZM73 222H74V221H73ZM73 222H72V224H73ZM84 222L86 223V221H84ZM84 222H82V223L84 224ZM95 222H96V221H93V223H95ZM97 222H98V221H97ZM125 222H124V223H125ZM127 222H128V221H127ZM132 222H133V221H132ZM150 222H151V220H150ZM152 222H153V221H152ZM158 222H159V221H158ZM193 222H194V221H193ZM213 222H214V221H213ZM216 222H217V221H216ZM33 223H34V221H33ZM63 223H64V222H63ZM68 223H69V222H68ZM77 223H78V221H77ZM91 223H92V222H91ZM173 223H176V222H173ZM173 223H172V224H173ZM191 223H192V222H191ZM191 223H190V224H191ZM200 223H201V222H200ZM34 224H35V223H34ZM49 224H50V223H48V225H49ZM59 224H61V222H60ZM65 224H66V223H65ZM74 224H75V222H74ZM79 224H80V223H79ZM95 224H96V223H95ZM128 224H129V222H128ZM165 224H166V223H165ZM186 224L188 225L189 223L186 222L184 225H186ZM201 224H202V225H200V226L205 225V224H203V223H201ZM214 224H216V223L214 222ZM219 224H220V223H219ZM61 225H62V224H61ZM118 225H119V224H118ZM133 225H134V223H133ZM152 225H154V224L152 223ZM152 225H151V226H152ZM187 225L184 226V227L187 228V227H188ZM193 225H194V224H193ZM74 226H75V225H74ZM77 226H78V225H77ZM82 226H83V225H82ZM100 226H101V225H100ZM137 226H138V225H137ZM176 226H177V224H176ZM211 226H212V225H211ZM92 227H93V226H92ZM108 227H109V226H108ZM108 227H107V228H108ZM121 227H122V226H121ZM152 227L155 228L156 226H152ZM152 227H151V230L153 229L155 232H156V230H159V229H157V228H156V230H155V229L152 228ZM157 227L160 228L158 225H157ZM170 227H171V226H170ZM189 227H191V226H189ZM189 227H188L189 230L192 229V228H189ZM254 227H255V226H254ZM101 228H102V227H101ZM126 228H127V227H126ZM168 228H169V226H168ZM173 228H174V227H173ZM173 228L171 227V229H173ZM194 228H195V226H194ZM194 228H193V229H194ZM200 228H201V227H200ZM203 228H205V227L203 226ZM203 228H202V230H203ZM217 228H218V227H217ZM78 229H79V226H78ZM96 229H97V227H96ZM102 229H103V228H102ZM102 229H101V230H102ZM105 229H106V227H105ZM176 229H177V227H176ZM180 229H181V228H180ZM212 229H213V228H212ZM238 229H239V228H238ZM82 230H84V229H82ZM87 230H88V229H87ZM112 230H113V229H112ZM131 230H132V229H131ZM134 230H135V228H134ZM139 230H140V229H139ZM148 230H150V228H149ZM148 230H147V231H148ZM196 230H197V229H196ZM198 230H199V229H198ZM198 230H197V231H198ZM241 230H242V229H241ZM241 230H240V231H241ZM244 230H245V228H244ZM85 231H86V230H85ZM154 231H153V234H154ZM165 231H166V230H165ZM165 231H164V232H165ZM220 231H221V228H220L219 232H220ZM82 232H83V231H82ZM110 232H111V231H110ZM112 232H115V233L117 232V234H119V233H118L119 231H115V230H114V231H112ZM138 232H139V231H138ZM143 232H144V231H143ZM145 232H146V231H145ZM159 232H160V231H159ZM168 232H169V231H168ZM189 232H190V231H189ZM189 232H188V233H189ZM193 232H194V231H193ZM195 232H196V231H195ZM86 233H88V232H86ZM105 233H108V234H109V231H107V232H105ZM127 233H128V232H127ZM151 233H152V232H151ZM177 233H178V230H177ZM191 233H192V232H191ZM191 233H190V234H191ZM201 233H202V232H201ZM110 234L113 235L112 233H110ZM146 234H147V232H146ZM148 234H149L151 237L153 236V234H150L149 232H148ZM158 234H159V233H158ZM158 234H157V232H156L155 235H158ZM162 234H163V233H162ZM172 234H173V233H172ZM172 234L170 233V235H168V234L166 233V235H168V237L171 236ZM196 234H197V233H196ZM115 235H116V234H115ZM122 235H123V236L125 235L124 231L122 232ZM149 235H148V236H149ZM191 235L194 236V238H196L194 234H191ZM191 235H189V236L186 235V236L190 237ZM197 235H199V237H200V233H198ZM216 235H217V234H216ZM223 235H224V234H223ZM225 235H226V233H225ZM120 236H121V235H120ZM163 236H165V235H163ZM180 236H182V232L180 233ZM238 236H239V235H238ZM114 237H115V236H114ZM116 237H118V236H116ZM124 237H125V236H124ZM124 237H123V238H124ZM165 237H166V236H165ZM178 237H179V236H178ZM188 237H187V238H188ZM199 237H198V239H199ZM201 237H202V235H201ZM234 237H235V236H234ZM156 238H157V237H156ZM160 238H161V237H160ZM184 238H186V237H184ZM190 238H192V237H190ZM224 238H225V237H224ZM228 238H229V237L227 236V239H228ZM137 239H138V238H137ZM161 239H162V238H161ZM167 239L169 240V238L166 237V241H167ZM174 239H175V237H174ZM176 239H177V238H176ZM200 239H202V238H200ZM232 239H233V238H232ZM45 240H46V239H45ZM154 240H155V238H154ZM154 240H153V241H154ZM185 240H186V239H185ZM188 240H189V239H188ZM188 240H187V241H188ZM228 240H229V239H228ZM240 240H241V239H240ZM148 241H149V240H148ZM159 241H160V240H159ZM194 241H196V240H194ZM190 242H191V241H190ZM225 242H226V241H225ZM241 243H242V242H241ZM63 244H64V243H63ZM191 244H192V242H191ZM225 245H226V244H225ZM189 248H190V247H189ZM82 249H83V248H82ZM237 250H238V249H237ZM243 250H244V249H243ZM235 251H236V250H235ZM66 255H68V254H66ZM51 256H52V255H51ZM91 256H92V255H91ZM82 258H83V257H82ZM68 263H69V262H68ZM124 263H125V262H124ZM50 264H51V263H50ZM89 264H90V263H89Z\"/></svg>",
    "mask_w": 264,
    "mask_h": 264
}]
</instances>
